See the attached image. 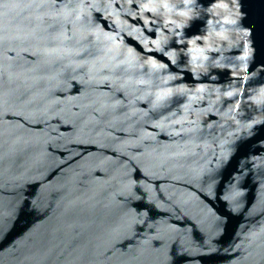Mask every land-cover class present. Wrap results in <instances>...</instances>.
Here are the masks:
<instances>
[{
	"label": "water",
	"instance_id": "1",
	"mask_svg": "<svg viewBox=\"0 0 264 264\" xmlns=\"http://www.w3.org/2000/svg\"><path fill=\"white\" fill-rule=\"evenodd\" d=\"M0 264H264V0H0Z\"/></svg>",
	"mask_w": 264,
	"mask_h": 264
}]
</instances>
